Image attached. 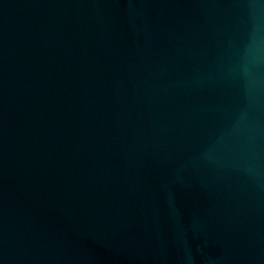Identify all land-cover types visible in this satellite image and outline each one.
I'll return each mask as SVG.
<instances>
[{
    "label": "water",
    "instance_id": "obj_1",
    "mask_svg": "<svg viewBox=\"0 0 264 264\" xmlns=\"http://www.w3.org/2000/svg\"><path fill=\"white\" fill-rule=\"evenodd\" d=\"M0 264H264V0H0Z\"/></svg>",
    "mask_w": 264,
    "mask_h": 264
},
{
    "label": "clouds",
    "instance_id": "obj_2",
    "mask_svg": "<svg viewBox=\"0 0 264 264\" xmlns=\"http://www.w3.org/2000/svg\"><path fill=\"white\" fill-rule=\"evenodd\" d=\"M258 51H259L258 37H257L256 32L254 31V33L251 37L250 43L248 45V48H247V54L249 56H251V55H254L255 53H257ZM242 71L245 75L247 74V72H248L247 63H245L243 65Z\"/></svg>",
    "mask_w": 264,
    "mask_h": 264
}]
</instances>
